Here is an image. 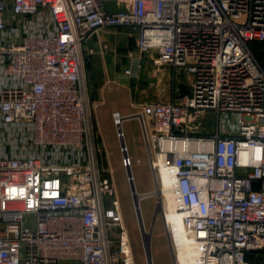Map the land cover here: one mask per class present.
Instances as JSON below:
<instances>
[{"label": "built area", "instance_id": "2783aa9c", "mask_svg": "<svg viewBox=\"0 0 264 264\" xmlns=\"http://www.w3.org/2000/svg\"><path fill=\"white\" fill-rule=\"evenodd\" d=\"M106 28L137 31L127 79L191 81L129 118L201 264H264V0H0V264H135L84 80Z\"/></svg>", "mask_w": 264, "mask_h": 264}, {"label": "rangeland", "instance_id": "374dc122", "mask_svg": "<svg viewBox=\"0 0 264 264\" xmlns=\"http://www.w3.org/2000/svg\"><path fill=\"white\" fill-rule=\"evenodd\" d=\"M112 10H116L112 6ZM107 30L119 32L125 30L122 28H109ZM101 31V30H100ZM128 36L126 42L123 37L116 36L109 40V54L115 57L117 61H121L120 70L117 74H113V78H105L104 73L98 74V79L103 81V85H108L107 89L110 96L115 97L111 100V104L105 105L106 115L101 116L104 99L100 95L96 102H89L91 105L97 104L99 107L92 110V120L96 129L97 143L101 148L99 156L102 167L109 169L114 180L118 197L120 201V209L127 232V240L130 252L135 264H148L146 252L144 248L143 238L137 218L134 205L133 195L131 192L130 182L127 175L126 159L123 155L121 141L118 136V128L116 124V115L121 118L130 117L135 114L132 105L165 102L163 92L161 93L155 85L147 83L146 80H128L121 76V73L127 68V56L131 51V47L137 39V31L133 28L126 29ZM96 36V35H95ZM94 38V36H93ZM92 38V39H93ZM264 51V50H263ZM264 65V54L261 56ZM127 61V64H126ZM125 68V69H124ZM124 69V70H123ZM120 73V74H119ZM179 82L183 85L190 81L186 74H178ZM86 81V78H84ZM160 81V80H157ZM155 81V83L157 82ZM158 83V82H157ZM159 84V83H158ZM153 85V86H152ZM180 90L185 91V87ZM120 91V92H117ZM157 99V100H156ZM99 115V117H98ZM213 119V118H212ZM210 120V118H208ZM129 159L131 161V169L135 179V185L139 195L151 193L155 190L156 179L155 172L150 165L147 145L142 130L141 122L138 119H129L122 124ZM162 200V197H161ZM157 199L155 197H146L141 201V209L145 228L151 234V251L153 256V264H174L173 253L177 250L174 246L172 236L168 232V228L164 221V216H159L153 225V217L156 209ZM162 204V202H161ZM168 235L171 236L174 250H171Z\"/></svg>", "mask_w": 264, "mask_h": 264}, {"label": "crops", "instance_id": "0c3cea01", "mask_svg": "<svg viewBox=\"0 0 264 264\" xmlns=\"http://www.w3.org/2000/svg\"><path fill=\"white\" fill-rule=\"evenodd\" d=\"M107 29L109 28L99 31L96 36H94V38L91 39L83 48V53L86 59L84 78H86L85 85L88 98L91 102H96V99H99V96L102 95L101 97L105 101L103 106L101 105L103 108L101 116L103 114V117L106 115L107 111L106 107L104 108V106L111 104V100H115L116 98L109 95L107 89L108 85L104 86L102 84L103 81L98 79V74L104 73L105 78H109L110 80L113 78V74H117V70H122L120 69L122 68L121 61H117L115 57H112L109 54L110 46L108 42L110 39L118 35L123 37L121 39L126 42L127 39L125 37H127L128 34L125 31L129 28H122L125 30H120L119 32H114ZM130 49H136V41ZM125 70L121 73L123 78H126L124 75ZM178 76V73L171 67L166 66L157 69V67L154 65V58H148L144 61L143 68L140 72V77L137 79V81L141 79L146 80L147 83L153 84L156 86V88L160 89L159 91L161 93L163 92V98L165 100H172L176 99L177 97L190 94L191 92V81L185 83V85L182 86V84L179 82ZM155 81H157L159 84L157 82L155 83ZM183 87H185V91L180 93V90H183ZM117 92L120 91L117 90ZM139 105L140 104L137 103L132 105L133 109H135V112L138 110L137 107Z\"/></svg>", "mask_w": 264, "mask_h": 264}, {"label": "bare ground", "instance_id": "6f19581e", "mask_svg": "<svg viewBox=\"0 0 264 264\" xmlns=\"http://www.w3.org/2000/svg\"><path fill=\"white\" fill-rule=\"evenodd\" d=\"M120 115H116V120ZM127 163V166L131 165ZM162 166V165H161ZM162 187L160 188V196L162 197V215L164 216L165 224L168 232L172 236L174 246L176 247V264H201V250L194 243V240L186 235L182 215L178 211V199L173 190L170 188L172 177L167 173L164 167H161ZM140 199L146 196H140ZM147 232V231H146ZM147 234L151 236V233Z\"/></svg>", "mask_w": 264, "mask_h": 264}, {"label": "water", "instance_id": "95a60500", "mask_svg": "<svg viewBox=\"0 0 264 264\" xmlns=\"http://www.w3.org/2000/svg\"><path fill=\"white\" fill-rule=\"evenodd\" d=\"M129 119H130L129 117L121 118L117 122L118 136H119L120 141H121L123 155H124V157L126 159V162L128 164H130L129 163V155H128L127 146L125 144V137H124V133H123V129H122V124L125 121L129 120ZM132 119H134V118H132ZM147 150H148V148H147ZM127 175H128V179H129V182H130L131 192H132V195H133V200H134V205H135V209H136V213H137V218H138V222H139V226H140V230H141V234H142V238H143V243H144V248H145V252H146L147 261H148V264H153V256H152L151 241H150L151 236H149L147 234V232H146L145 222H144V219H143V214H142V209H141V201L143 199L139 198L142 195H139L138 192H137V188H136V185H135V179H134L133 172H132V169H131L130 165H129V167H127ZM155 179H156L155 190L153 192H151V193L145 194L146 197H155L157 199L156 209H155L154 217H153V225L155 224L157 218L159 216H162V204H161V196H160V187H159V183L157 181L156 176H155ZM150 233L152 234V232H150ZM168 240H169V243H170L171 250H174L170 235H168ZM172 256H173L174 264H176L175 253H173Z\"/></svg>", "mask_w": 264, "mask_h": 264}, {"label": "trees", "instance_id": "16d2710c", "mask_svg": "<svg viewBox=\"0 0 264 264\" xmlns=\"http://www.w3.org/2000/svg\"><path fill=\"white\" fill-rule=\"evenodd\" d=\"M264 43H256L253 46V51L255 53V55L257 56V58L262 62L261 60V56L262 54H264Z\"/></svg>", "mask_w": 264, "mask_h": 264}]
</instances>
